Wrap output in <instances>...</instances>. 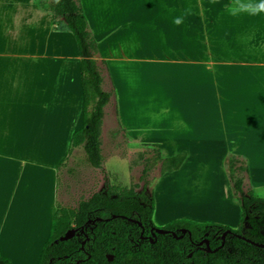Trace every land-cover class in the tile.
Here are the masks:
<instances>
[{
  "label": "crops",
  "instance_id": "0c3cea01",
  "mask_svg": "<svg viewBox=\"0 0 264 264\" xmlns=\"http://www.w3.org/2000/svg\"><path fill=\"white\" fill-rule=\"evenodd\" d=\"M40 1L0 0V253L14 264L39 263L84 125L78 43ZM80 2L112 92L103 154L119 137L127 151H185L154 186L155 225L187 218L238 228L229 153L248 158L253 188L264 185V13L234 17L219 0ZM204 39L201 49L191 42Z\"/></svg>",
  "mask_w": 264,
  "mask_h": 264
},
{
  "label": "trees",
  "instance_id": "16d2710c",
  "mask_svg": "<svg viewBox=\"0 0 264 264\" xmlns=\"http://www.w3.org/2000/svg\"><path fill=\"white\" fill-rule=\"evenodd\" d=\"M40 3L56 16L59 26L62 24L74 34L82 57L84 125L74 134L70 155L81 147L83 161L93 168H102L104 154L100 129L112 92L103 86L104 68L96 59L97 41L80 0H41ZM153 150L156 152L153 163L163 162V173L179 169L187 156L182 151L164 157L160 150ZM151 162L149 158L144 169L143 188L139 192L126 186H112L95 192L74 207L57 202L51 233L38 264H264V248L242 237L264 243V200L253 195L246 156L231 152L226 158L234 196L242 207L241 222L236 229L187 218L156 226L153 221L154 187L148 192L145 180L152 169ZM99 217L100 220L92 221ZM73 228L77 229L74 236L63 240ZM157 228L167 232H157ZM182 229L188 232L182 235ZM225 232L228 233L224 239ZM204 239L209 240V247L205 243L204 247L200 246ZM109 255H113V259ZM0 264L14 263L0 253Z\"/></svg>",
  "mask_w": 264,
  "mask_h": 264
},
{
  "label": "rangeland",
  "instance_id": "374dc122",
  "mask_svg": "<svg viewBox=\"0 0 264 264\" xmlns=\"http://www.w3.org/2000/svg\"><path fill=\"white\" fill-rule=\"evenodd\" d=\"M210 1V3H212V0ZM253 2H258V0H253ZM219 3H232V0H219ZM213 38H215V40H213ZM180 42L185 43L189 41ZM191 42L196 46V49L204 48V46H206L205 44H207L206 39ZM210 47L213 53L218 52L219 45L217 34H212ZM96 59L103 68L104 64L101 63L102 61L99 58ZM121 140L122 138L119 137L118 143L114 146V149L113 147L111 149L109 142H105V160L102 168H93L83 161V148L79 147L77 151L74 152L69 163V167H73V170H69V167L67 168L66 166V168L61 171L58 193V202L60 205L77 206L80 201L88 199L95 192L105 191L112 186H126L135 191H141L144 184V169L149 158L152 159V169L147 173L145 180L148 182V192L151 191L163 173L165 168L163 162L153 163L156 157V152L153 150L154 148L127 151L122 145ZM170 203L172 202L170 201ZM204 243L206 247L210 246L208 239L202 240L200 246L204 247ZM189 255L192 256V253Z\"/></svg>",
  "mask_w": 264,
  "mask_h": 264
},
{
  "label": "clouds",
  "instance_id": "9594fccd",
  "mask_svg": "<svg viewBox=\"0 0 264 264\" xmlns=\"http://www.w3.org/2000/svg\"><path fill=\"white\" fill-rule=\"evenodd\" d=\"M218 0H212V3H217ZM229 15L239 17L241 14L247 13L248 15L256 16L264 13V0H232V3L226 7ZM191 9L184 10V16L190 15ZM183 16H178L174 19V23L179 25L183 23ZM253 195L258 200H264V185H257L253 188Z\"/></svg>",
  "mask_w": 264,
  "mask_h": 264
},
{
  "label": "water",
  "instance_id": "95a60500",
  "mask_svg": "<svg viewBox=\"0 0 264 264\" xmlns=\"http://www.w3.org/2000/svg\"><path fill=\"white\" fill-rule=\"evenodd\" d=\"M116 216H117V215H114V217H116ZM98 219L100 220L101 217H99V218H97V219H94V220H92V221H93V222H96ZM76 230H77V229H75V228L68 230L67 233L62 237V239H63V240H66V239L71 238V237L74 236V234L76 233ZM156 231H157V232H161V233L167 232L166 230H164V229H160V228H157ZM182 232H183L182 235H184L185 233L188 232V230H187V229H182ZM227 233H228V232H225V233H224V235H223V238H224V239H225V236H226ZM174 235H175V236H178L176 233H174ZM240 236H242V235H240ZM242 237H244L245 239H247L248 241L254 243V244L257 245V246H260V247H263V248H264V243H259V242L253 241V240H251L250 238H247V237H245V236H242ZM85 242H86V240L84 241V243H85ZM209 251H212V250L209 249ZM109 257H110V259H113V255H109Z\"/></svg>",
  "mask_w": 264,
  "mask_h": 264
}]
</instances>
